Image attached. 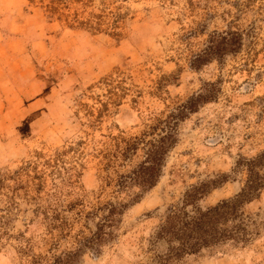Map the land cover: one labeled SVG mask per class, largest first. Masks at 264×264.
<instances>
[{"label": "rangeland", "instance_id": "obj_1", "mask_svg": "<svg viewBox=\"0 0 264 264\" xmlns=\"http://www.w3.org/2000/svg\"><path fill=\"white\" fill-rule=\"evenodd\" d=\"M228 28L237 51L189 64ZM198 92L213 98L178 122L156 184L76 264H153L156 225L192 184L223 178L201 208L240 191L243 160L264 146V0H0V264H48L88 235L124 195L111 177L139 158L105 165L113 137L140 135ZM240 209L243 223L227 225L245 239L167 264H264V187Z\"/></svg>", "mask_w": 264, "mask_h": 264}, {"label": "trees", "instance_id": "obj_2", "mask_svg": "<svg viewBox=\"0 0 264 264\" xmlns=\"http://www.w3.org/2000/svg\"><path fill=\"white\" fill-rule=\"evenodd\" d=\"M241 45L242 36L237 29L213 31L207 38L206 46L193 54L189 64L197 67L211 57L235 52ZM211 98V93L198 92L164 115L153 116L151 123L147 125L149 130L140 135L128 139L123 136L113 137L115 149L111 152L104 151L102 155L109 156L105 165L112 163L117 157L127 158V155L140 149L139 158L125 172H115L111 177L115 191L124 195L114 202H106L105 211L94 223L95 228L91 229L88 235L77 238L71 247L53 255L48 264H76L86 251L98 253L100 246L113 237L118 215L158 181L166 153L177 142L178 122L187 112L195 110L198 103ZM121 141L123 145H120ZM242 166L246 174L244 185L232 198L219 200L204 208L197 206L195 201L222 183L223 179L208 178L192 184L185 191L179 205L170 204L166 207L150 243L162 240L165 249L153 256V264H167L171 259H179L186 253H194L215 243L245 239V233L239 223H233L229 227L227 222L231 223L237 219L243 223L240 206L264 187V146L254 156L245 158ZM187 205L191 207L186 208Z\"/></svg>", "mask_w": 264, "mask_h": 264}]
</instances>
